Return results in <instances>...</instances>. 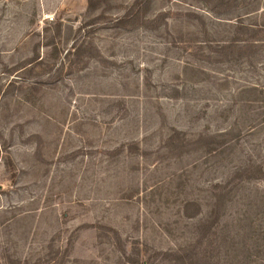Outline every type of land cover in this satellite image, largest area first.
Returning <instances> with one entry per match:
<instances>
[{"label":"rangeland","instance_id":"rangeland-1","mask_svg":"<svg viewBox=\"0 0 264 264\" xmlns=\"http://www.w3.org/2000/svg\"><path fill=\"white\" fill-rule=\"evenodd\" d=\"M262 27L264 0H0V264H264Z\"/></svg>","mask_w":264,"mask_h":264},{"label":"trees","instance_id":"trees-1","mask_svg":"<svg viewBox=\"0 0 264 264\" xmlns=\"http://www.w3.org/2000/svg\"><path fill=\"white\" fill-rule=\"evenodd\" d=\"M262 28H264V27H262ZM261 30H263V29H261Z\"/></svg>","mask_w":264,"mask_h":264}]
</instances>
